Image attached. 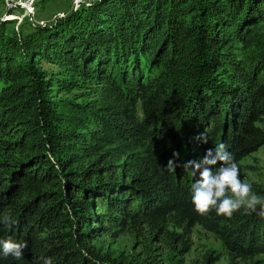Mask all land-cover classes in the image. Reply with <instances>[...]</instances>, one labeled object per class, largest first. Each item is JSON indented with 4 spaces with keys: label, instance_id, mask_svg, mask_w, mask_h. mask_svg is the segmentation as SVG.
<instances>
[{
    "label": "trees",
    "instance_id": "obj_1",
    "mask_svg": "<svg viewBox=\"0 0 264 264\" xmlns=\"http://www.w3.org/2000/svg\"><path fill=\"white\" fill-rule=\"evenodd\" d=\"M261 37L264 0H92L24 35L0 25V240L28 245L0 264H127L91 243L125 220L170 242L183 239L167 226L199 224L231 255L264 251L259 206L198 214L199 173L183 167L221 143L235 163L264 144V77L235 53ZM35 58L59 71L48 77ZM217 70L221 89L207 76ZM51 86L86 98L52 99Z\"/></svg>",
    "mask_w": 264,
    "mask_h": 264
},
{
    "label": "rangeland",
    "instance_id": "obj_2",
    "mask_svg": "<svg viewBox=\"0 0 264 264\" xmlns=\"http://www.w3.org/2000/svg\"><path fill=\"white\" fill-rule=\"evenodd\" d=\"M90 1L92 0H32L31 5H28V0H0V25L7 35H24L38 27L54 24L57 19ZM235 53L237 58L257 63V71L264 77V37L257 43L251 41L247 46L238 47ZM34 62L36 68L44 70L48 77L59 71L57 65L42 58H35ZM195 74L198 75L196 80L201 79L200 70ZM207 76L214 86L220 85V89L228 83L221 70L208 72ZM192 83L194 82L185 78L176 90L182 88L180 93L184 94V91L192 89ZM50 88L52 89L48 95L52 99L79 101L86 98L85 94L77 96L78 90L65 92L54 86ZM185 97L183 96L181 101ZM136 110L139 113L138 107ZM91 124L88 122L85 126L90 127ZM255 124L264 129V113ZM88 163V160L82 162L84 166ZM236 164L242 182L258 190L264 189V144L242 156ZM91 205L95 212L103 209L101 205L95 206L94 202ZM123 207L126 208V204ZM167 230L180 232L183 242H170L164 232H156L144 226L142 222L130 224L125 220L113 223L109 231L98 233L91 243L99 252L127 264H264V251L244 257L231 255L213 232L199 224L192 225L187 232L171 226H167Z\"/></svg>",
    "mask_w": 264,
    "mask_h": 264
},
{
    "label": "clouds",
    "instance_id": "obj_3",
    "mask_svg": "<svg viewBox=\"0 0 264 264\" xmlns=\"http://www.w3.org/2000/svg\"><path fill=\"white\" fill-rule=\"evenodd\" d=\"M199 139L202 143H208L206 133H201ZM178 155L173 153L174 157ZM167 166L175 171L173 160L170 159ZM183 167H190L194 176L199 173V178L191 185L192 204L198 214L208 215L215 210L217 215L231 217L243 209L250 215L257 212L259 206L257 214L264 216V198L256 195L251 185L241 181L239 168L226 150V145L221 143L214 149H207L203 157L188 161ZM0 222L10 223L7 217ZM27 246L26 241L16 242L11 238L0 240V253L5 257L11 255L20 259ZM44 264H51V261L45 258Z\"/></svg>",
    "mask_w": 264,
    "mask_h": 264
},
{
    "label": "built area",
    "instance_id": "obj_4",
    "mask_svg": "<svg viewBox=\"0 0 264 264\" xmlns=\"http://www.w3.org/2000/svg\"><path fill=\"white\" fill-rule=\"evenodd\" d=\"M32 0H28V5H31Z\"/></svg>",
    "mask_w": 264,
    "mask_h": 264
}]
</instances>
